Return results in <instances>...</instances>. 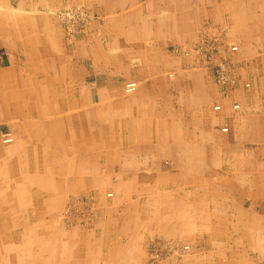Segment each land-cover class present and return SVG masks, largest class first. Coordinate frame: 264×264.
<instances>
[{
  "label": "crops",
  "instance_id": "crops-1",
  "mask_svg": "<svg viewBox=\"0 0 264 264\" xmlns=\"http://www.w3.org/2000/svg\"><path fill=\"white\" fill-rule=\"evenodd\" d=\"M54 1L87 32L0 19V264H264V0ZM204 38L238 46L236 93L174 52ZM160 239L190 249L157 261Z\"/></svg>",
  "mask_w": 264,
  "mask_h": 264
},
{
  "label": "built area",
  "instance_id": "built-area-1",
  "mask_svg": "<svg viewBox=\"0 0 264 264\" xmlns=\"http://www.w3.org/2000/svg\"><path fill=\"white\" fill-rule=\"evenodd\" d=\"M60 22L65 28V32L69 38H73L78 33H86L90 25L94 20L93 14L84 5H75L74 7L61 10L57 14ZM198 55L201 61L205 64H211L214 71V78L216 83L225 87L236 88L239 82L238 68L234 60H229L224 56H221L219 52L218 44L212 41V39L205 38L198 45ZM230 51L235 53L238 51L237 45L230 46ZM187 54V51H185ZM250 83H245L244 87L248 88ZM138 88V82L130 81L124 86L126 93H132ZM221 105H216L215 110L220 111ZM234 109L239 108V104L233 105ZM222 132H228L227 126L222 127ZM14 140L11 133H5L3 135V141L10 143ZM109 193L108 196H111ZM73 205L66 207L64 215L68 219L73 213ZM190 249L189 245L179 246L173 239L157 240L151 245L150 253L155 260H163L171 256L179 255L184 251Z\"/></svg>",
  "mask_w": 264,
  "mask_h": 264
},
{
  "label": "rangeland",
  "instance_id": "rangeland-1",
  "mask_svg": "<svg viewBox=\"0 0 264 264\" xmlns=\"http://www.w3.org/2000/svg\"><path fill=\"white\" fill-rule=\"evenodd\" d=\"M34 2H33L34 4H29L28 5V3H26V4L24 3L23 5L18 6V4L16 2H13L12 0H0V14L2 16V18H0V19H3L4 23H6L7 22L6 18H8L9 14L11 13V15L13 14L14 17L19 18V20H20V21H18L15 18L16 27L17 26L18 27L21 26V27H24V28H26V27L27 28H31L32 27V22H33V24H38L36 26H39V27L42 26L43 27L44 26V24L42 22L43 20H40V19H42L41 17H44V18L46 17V19H48V25L50 26L49 28H55L54 25L55 24H58V22H57L58 20H56L57 18L55 17V15L58 14V12L55 11L56 10V5H55L56 2L54 0H44V1L43 0H37V1H34ZM7 23H9V22H7ZM63 30H64V33H65L66 38L68 40H72V38H69L68 35L66 34L65 28H63ZM204 39H202V40H204ZM202 40H200L197 43V45L193 48L192 51L187 50V49H183V48H176L174 50V52L181 53L184 56H188L191 52H193L195 54V56H196V59L199 60V61H201V58L198 55V52H197L198 50L197 49H198L199 43ZM212 41H214L215 43L218 44V47L220 49L219 52L221 53V56H224V51L221 48V45H220V43L218 41V38H214V39H212ZM185 51H187V54H185ZM229 51H230V47H229ZM19 53H20L19 54L20 56L24 55L22 53V51L21 52L19 51ZM12 54L14 55V53H12ZM234 54H236V53H234ZM234 54L232 53L230 55L236 56L237 59H235L234 57H230L228 59L235 61V64L237 65V68H238V75H239V81H240L241 76H242L241 75L242 67L239 64V60H242V58L240 57V55H238V53L236 55H234ZM11 58H14V57H11ZM12 63H16V65H17L16 68L18 69V72H20L19 74L23 75V73L26 70V69L24 70V65L26 64V61L23 58L18 59V60H16L14 58V60H13ZM203 64H205V63L203 62ZM205 65H208V66L212 67L211 64H205ZM31 72H32V69L29 71V74H31ZM4 75L6 77L7 75H10V73H5ZM245 83H247V82H245ZM214 84H216L219 87V89L221 88L220 91L222 90V93L224 95H226V96H228L230 94L229 93L230 91H233V93H236L239 90L238 89V85L234 89L232 87H225V86L219 85L218 83H216V81L214 82ZM238 84H239V82H238ZM249 87L248 88H245V89H249ZM251 87H252V85H251ZM256 87H258V85ZM254 89H255V86L252 89H250V90H244V91H249L250 92V91H253ZM4 90L5 89H4V86H3L1 88V90H0V92L2 93ZM8 90H10L9 86H7V91ZM16 90L17 89L13 88L12 91L15 92ZM21 91L23 92V90H21ZM233 93H232V95H233ZM12 102H13V100L11 101V100L1 99V101H0V112H1V110H2V112H4L5 107H7ZM17 102H24V101H20L19 100ZM25 102L30 103L29 100L28 101H25ZM235 110H237V109H235ZM213 111H214L215 114L221 115L223 113V111H224V108H222V110H220V111H217V110L213 109ZM230 112L234 113L232 110ZM10 125L11 124L6 123L3 120H0V147H2V148L3 147H10V146H12L16 142L15 134L11 131V128H10V127L13 128L14 125L13 126H10ZM5 133H11V135L14 136L13 137L14 140L12 142H10V143L4 142L3 141V135ZM223 133H226V132H223ZM23 183H24V181H23ZM2 186H3V182L0 181V187H2ZM2 199H3V197H2ZM62 215H64V213H62ZM59 216H61V214Z\"/></svg>",
  "mask_w": 264,
  "mask_h": 264
},
{
  "label": "bare ground",
  "instance_id": "bare-ground-1",
  "mask_svg": "<svg viewBox=\"0 0 264 264\" xmlns=\"http://www.w3.org/2000/svg\"><path fill=\"white\" fill-rule=\"evenodd\" d=\"M37 232H39V231H37Z\"/></svg>",
  "mask_w": 264,
  "mask_h": 264
}]
</instances>
